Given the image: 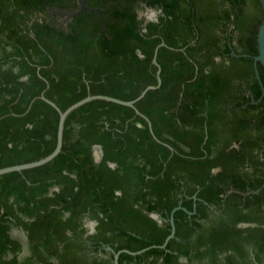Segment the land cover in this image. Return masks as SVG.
Returning <instances> with one entry per match:
<instances>
[{
  "label": "trees",
  "instance_id": "1",
  "mask_svg": "<svg viewBox=\"0 0 264 264\" xmlns=\"http://www.w3.org/2000/svg\"><path fill=\"white\" fill-rule=\"evenodd\" d=\"M85 2L99 11L64 20L77 0H0V168L54 149L59 115L43 97L63 111L155 87L138 113L81 104L51 161L0 175V264H112L145 247L118 264H264L259 1Z\"/></svg>",
  "mask_w": 264,
  "mask_h": 264
},
{
  "label": "water",
  "instance_id": "2",
  "mask_svg": "<svg viewBox=\"0 0 264 264\" xmlns=\"http://www.w3.org/2000/svg\"><path fill=\"white\" fill-rule=\"evenodd\" d=\"M78 1V7L67 13L66 18H70L76 14H78L83 8H86L88 10H95V11H99L98 8L96 7H91L89 6L85 0H77ZM260 7H261V22L258 26V30H257V34H256V42H257V54L254 55L253 58V64H254V72H255V76L258 79L260 85H261V81L259 78V74H258V70H257V62H259L264 70V0H258ZM150 14L153 15L155 14V11L150 10ZM160 45H163V43H161ZM234 55H236L235 53H232ZM245 55V54H242ZM155 64L159 67L158 63L156 62V60L154 59ZM159 72L160 69L157 70V83H160V77H159ZM262 86V85H261ZM155 86H148L146 87L144 90L141 91V93L135 97L134 99L131 100H123V99H119L113 96H108V95H103V94H93V95H87L85 97H83L82 99L77 100L76 102L72 103L71 105H69L68 107H66L63 111H61L56 104L47 99L44 98L43 99L48 102L51 106H53L57 111H58V123H57V132H56V142H55V147L54 149L45 157H42L40 159L31 161V162H26V163H20V164H14V165H10V166H6V167H2L0 168V175L4 174V173H8L11 171H19V170H23V169H27V168H31V167H35V166H40L43 165L49 161H51L61 150V146H62V135H63V127H64V120L65 117L67 116V114L77 108L78 106H80L81 104L91 100V99H103V100H107V101H112L115 103H119V104H123V105H127L130 106L132 108L135 109V102L137 100H139L148 89H152ZM135 111L138 113V110L135 109ZM150 125V124H149ZM95 148L97 147L98 149V159L100 158L102 151L99 145L94 146ZM180 206L175 207L172 212L176 209L179 208ZM150 216L154 219H157L158 221H160L159 215L157 213H151ZM169 223H170V232L167 235L165 241L163 242V244L161 246H164L166 241L171 238L174 235L175 232V228H174V221H173V217L172 214L169 216ZM91 224H93L91 222ZM148 247L142 248L140 250H136V251H130L128 249H120L117 251H112L110 247H107V249L111 250L113 252V260H112V264H118V256L121 252H126L128 254L131 255H136L141 253L142 251H144L145 249H147Z\"/></svg>",
  "mask_w": 264,
  "mask_h": 264
},
{
  "label": "flooded vegetation",
  "instance_id": "3",
  "mask_svg": "<svg viewBox=\"0 0 264 264\" xmlns=\"http://www.w3.org/2000/svg\"><path fill=\"white\" fill-rule=\"evenodd\" d=\"M146 11H147V10H146ZM67 13H68V12H67ZM67 13H64V12L61 13L63 16H65L64 20L67 19V18H66ZM138 14H139V17H144L146 20H150L149 18H147V17L144 16L143 11H139ZM156 14H157V12H155V14L152 15L153 17H152L151 19L155 18ZM150 214H151V213H150ZM91 222H92L93 224H91ZM94 224H95V221H93V220H86V221H84L83 226H84L85 229H86V234H87V233H91V232L94 230ZM107 247H109V246L102 245V247H99V248L96 250L95 255L98 256V257L104 256V253L101 252V249L104 248V249H106V250H109V249H107ZM249 252H250V256H251L252 260H254V258H253V254L251 253V249H250V248H249ZM22 253H23V254H22ZM21 254H22V256H21ZM26 254H27V251H26V242H24V243H23V250L21 251V253L19 254V256H20V257H23V256H25ZM112 260H113V259H112ZM182 260L185 261L184 259H182ZM254 263H256L255 260H254Z\"/></svg>",
  "mask_w": 264,
  "mask_h": 264
},
{
  "label": "rangeland",
  "instance_id": "4",
  "mask_svg": "<svg viewBox=\"0 0 264 264\" xmlns=\"http://www.w3.org/2000/svg\"><path fill=\"white\" fill-rule=\"evenodd\" d=\"M150 12H151V11H143L144 16L147 17V18H149V19H151L153 16L150 14ZM96 148H97V147H96ZM96 148L93 147V156H94V159H95V160H97V159H98V156H99L98 151L95 150ZM10 234H11L13 237L18 238V239H19L20 241H22L23 243L25 242V234H24L21 230L14 228V229H12V230L10 231ZM22 254H23V253H22ZM22 254H21V256H22Z\"/></svg>",
  "mask_w": 264,
  "mask_h": 264
},
{
  "label": "bare ground",
  "instance_id": "5",
  "mask_svg": "<svg viewBox=\"0 0 264 264\" xmlns=\"http://www.w3.org/2000/svg\"><path fill=\"white\" fill-rule=\"evenodd\" d=\"M95 150H97L98 151V149L96 148ZM99 154V153H98Z\"/></svg>",
  "mask_w": 264,
  "mask_h": 264
}]
</instances>
